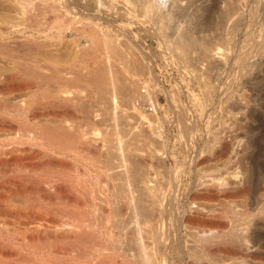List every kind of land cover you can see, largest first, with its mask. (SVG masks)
<instances>
[{
  "label": "rangeland",
  "instance_id": "374dc122",
  "mask_svg": "<svg viewBox=\"0 0 264 264\" xmlns=\"http://www.w3.org/2000/svg\"><path fill=\"white\" fill-rule=\"evenodd\" d=\"M3 1L5 0H0V24L11 23V21L18 23L19 16L17 6L14 4H9V6L5 5L8 1H6L5 4ZM35 1L36 4L34 2L32 5L33 9H31L34 11H30L31 13L29 12L30 16L28 15L26 21L28 25L26 34L28 44H26L23 49L25 55L23 69L19 63L17 54L20 53L18 50L21 49L19 38L15 35V39L12 38L13 40H10L9 37H4L3 39L5 40L0 38V78L8 74L11 78H27L34 81L38 78L36 80V84H39L37 86L38 92H41V94L44 93L42 97L44 99L47 97L45 100L48 103L41 97L40 99L42 100L40 101L39 99V101H37L40 102L39 106L37 104V107L41 112L35 105L34 107L36 109L31 107V111L35 110L34 112L37 111V113H42H39L40 116L31 111L29 115L25 113L26 116L28 115L26 117L24 113H20L23 116L19 113H13L11 115L5 112V110H0V121H4L3 119H5V122L8 123L11 120L8 125L12 127L13 124V126H15V128L13 127L14 130L19 127V124H17L18 121L19 123L21 122L20 128L25 127L23 124L26 125L28 122L30 123H28L26 127L30 125V128H32V125L39 122V120H41L40 122H43V124L45 121H48V123L50 122L54 125V123H57L55 121H59L57 118L61 121L64 117L65 119L68 118L74 125V132L77 131V133L72 132L71 136L73 137L76 134L77 137L75 136L72 138L68 135H64V138L61 136V140H63V143L73 144L71 146L77 145L76 147L80 151V154H77V156L73 155V158L72 156L68 158L62 156L61 159H58L59 161L55 160L56 164L59 165L54 168H47L49 165H46V163L42 161L43 159L35 155H33L34 157L32 155H25L26 158L23 156L25 159L24 161L28 165L30 164L33 167L32 164L37 163L34 167L36 166V171L38 170L36 168H39L41 175L47 169L50 171L51 169H54V171L58 169V172H62H59V174L66 175L65 177H61L63 179L59 182L60 186L66 187V184H68L67 186L71 185V187L74 188L76 201L70 202L68 197V199L63 198L58 206L60 207V213L57 214L58 218L61 217V219H64V216H62L64 215L62 212L64 208L73 210L76 215H80L79 217H81V214L85 211L91 212V210H94L95 213L97 212L95 226L102 233H106L102 226V224H105V217L100 212L103 207L102 205L100 206V199L101 196L106 193L107 188L105 180V156L107 157V155L106 152L104 153L105 150L103 148H105V146L103 140H105V137L109 138L120 123L119 126L123 124L125 125L124 127L128 126V128H130L129 126H133V129L137 127L135 131H139L138 128H140V131L144 132L143 135H139L137 138L138 140H135L136 142L134 145L137 142L141 144L146 143L147 145L153 142L148 146V149H155L157 156H163L168 159L170 163L167 168L156 163L157 165L155 164L156 166H154V171L157 174L156 176L159 175L166 178H171L172 176V180H175L174 184L177 181V188L185 192V194L195 189H200V180L205 179L206 175H211V177H217L216 179L222 178V180L229 182V186L227 187L229 188L232 186V188L230 187L231 189L241 187L249 189L250 192L251 190L252 192L257 190V194L254 196L255 199L249 196L242 198L243 202L245 201L244 204L248 202L247 205L248 207L251 206L252 210L256 207L257 203V205L264 203L260 197V192L264 191V0H159V4L161 5L158 10H153L155 14L153 12L144 13L143 9L139 11L142 5H135V7L130 1L116 0L111 4V8H108L109 10L103 8L100 14L101 17H103L102 20L110 24L109 26L111 28L109 27V33H106V35L114 39L116 44L114 47H116L115 49L117 50L115 52L120 57L115 58L113 57L114 55H112L110 56L111 58L108 59V55H105L107 51L103 47V44L100 43V48L97 47V51L94 50L96 55H100L97 57V60L95 59L96 61L91 59V57L87 58L89 60L84 59L83 61L82 59V53L86 48L84 46L87 44L88 36L85 35V38H81L84 48L77 46L74 35L69 31L65 33L63 38L62 36L61 38H55L58 33L57 29L54 28L57 16L54 15L55 13L47 11L45 5L42 4L41 1ZM6 7H8V9ZM228 9L230 10V15L225 16L223 13ZM6 12L10 13L11 18L4 17L7 16ZM115 12H117V14ZM7 18H9L8 22ZM185 34L188 35L189 38L192 37L188 49L187 47L184 48V46L178 45V42H175L181 35ZM5 41L7 43H3ZM175 43H177L176 45L178 46H175ZM8 44H12L13 46H9ZM125 44L127 46H125ZM125 53L130 56L128 57L129 59L140 63V66H138L142 73L138 71L140 74L135 73L129 78H123L121 70H123L124 67H126L127 70L130 69V65H128V61L125 58ZM98 58H100V61ZM110 65H112L113 68ZM97 66H104V68L107 69V73L110 77L107 75L108 78L106 77V79L108 81L110 80L112 84L115 82L116 88H113L110 83L111 87L109 85L107 86L111 89L106 87L105 91V88L101 90L100 83L95 82V84L93 82V85L92 82H85L89 81L85 79H90L88 73ZM107 67L110 68L108 69ZM110 69L112 70L110 71ZM116 71H118V73ZM115 73H117V75H115ZM114 79L115 81L112 82ZM125 80L127 84L130 83V85H132V92L130 91L132 93V95L130 93V96L132 97L125 96L120 89ZM144 83H147L149 88L151 87V90H157L155 97L159 106H154V104H152V106L148 103L150 101L144 100V105L140 108L141 111H138L132 106L136 103L134 100L139 96V92H141L142 89L141 86H143L142 84ZM98 84H100V87H97ZM114 89H116V91ZM144 89L145 87L143 86L142 90ZM55 93L59 95L57 98H55L57 96ZM51 97H54L56 102ZM15 99L17 100L18 98ZM126 99L129 103L126 102ZM37 102H35V104ZM42 103L45 109H48L52 104H56V107L53 108L54 105L52 108L50 107V111L51 109V112H53V110L56 111L58 115L54 117H58L55 119L51 114L49 115L51 112L45 110L41 105L44 112L40 108V104ZM49 103L50 105H48ZM45 105H48V108L47 106L45 107ZM152 108L154 110H152ZM123 111L126 112L124 113ZM43 113H46V116L45 114L43 115ZM120 113L125 114L123 122H121L123 119L118 118L121 116ZM34 114L38 117L36 116V118ZM118 114L120 115L117 116ZM7 115H10V117ZM2 116H4V118ZM44 116L46 118H44ZM6 117H8L7 120ZM30 117L33 119V122ZM52 117L54 118L53 120H55L54 122L51 120ZM25 118H27L28 121L27 119L24 120ZM12 121L14 122L12 123ZM41 123L38 124L40 125ZM48 123L44 124L43 127L47 125L48 127L45 126L44 129L47 127L48 129L46 128L45 130L48 132L53 131V134L55 132L52 127L53 125L51 126V124ZM109 131L112 132L110 133ZM60 132L58 134H64ZM78 136H80V138ZM128 136L127 134L126 138L123 137V139L128 141L132 138H130L132 134ZM145 138L149 139L146 140ZM138 143L136 145H138ZM224 144H229L228 155L231 159L230 163H227L228 156L220 159L216 155L217 149ZM27 145L30 146L29 144ZM36 148L40 149V146H36ZM208 154L210 157H208ZM206 158H209V160H206ZM12 159L16 162L19 161L16 156H13V158L11 157L10 159V163L12 161V163H14ZM203 160L205 161L203 162ZM49 162L54 163V159H50ZM12 163L8 168L9 171L7 176L9 175L8 178L11 179V182H16L20 179L18 175L22 174V172L23 174H27V172L26 170L16 171V164H13L14 167ZM38 164H40V167H38ZM14 168L16 169L13 171ZM10 170L13 171L15 176ZM39 171H37L38 173L35 172L36 174H34L33 171L29 172L28 175L33 174L31 175L32 178L26 181L28 184H26L27 187L25 185L26 190H32L36 182L33 180L34 178L37 179L42 177L38 175L40 174ZM50 171H48V173ZM46 172L47 171H45V173ZM45 173L44 176L47 175V173ZM87 173H94V177H91L90 174L88 175L90 178L88 176V178H86ZM95 173L97 175H95ZM164 173H166V175ZM14 177L17 180H15ZM75 181L77 183H75ZM29 183L31 184L29 185ZM3 188L1 187L0 190L6 191L8 189V187ZM15 188L16 186H11L12 191H16ZM44 195L41 197V200H44L43 202L46 203L48 200L46 198L43 199V197H47L45 193ZM94 198L96 199L93 200ZM253 200L255 203H251ZM61 207L64 208L62 209ZM241 208L243 209L242 206ZM253 212L255 213V210ZM83 215L84 214H82V217ZM254 217L249 220L248 233L257 237L259 236L261 240H264V214H258V216L255 215ZM2 234H6L4 236H7L8 232L5 230Z\"/></svg>",
  "mask_w": 264,
  "mask_h": 264
},
{
  "label": "bare ground",
  "instance_id": "6f19581e",
  "mask_svg": "<svg viewBox=\"0 0 264 264\" xmlns=\"http://www.w3.org/2000/svg\"><path fill=\"white\" fill-rule=\"evenodd\" d=\"M6 1H8V3L5 4ZM39 1H41V3L45 5V9L47 11H51L52 13H55L54 15L57 16L54 28L57 29L58 33L57 36H55V38H59V37L61 38V36L63 38L65 36V33L69 31L74 35L75 43L77 44V46L83 47L84 45L82 44L81 38L82 37L85 38V35L88 36L87 37L88 41L86 42L87 44L84 46L86 48L82 53L83 61L84 59L89 60L87 59L88 57L97 60V57H99L100 55L99 56L96 55L94 50L97 51V47L100 48L99 46L100 43L103 44V47L106 49L107 53L105 55H108L107 56L108 59L111 58L110 56L112 55H114L113 57L115 58L120 57L115 52L117 50L115 49L116 47H114L116 46L114 39L109 38V36L106 35V33H109V30L111 28L109 26L110 24L109 22L105 23V20L104 21L102 20L103 17H101L100 14V12L103 11L102 10L103 8L104 9L111 8L112 6L111 4H113L116 0H39ZM127 1L133 3L134 6L142 5L141 8L139 7L138 8L140 9L139 11H142L143 9L144 13L153 12L154 9L158 10L161 5L159 4V0H127ZM3 2L5 5L8 6L9 4H14L17 6L19 21L18 23H15L13 21L14 22L13 23L10 20L11 23L9 22L7 24H0V38L2 40H5L3 39L4 37L5 38L9 37L11 40L12 38H14V35L17 36V38H19L21 49L20 50L17 49L18 52L20 51V53L17 52L16 53L18 54V60L23 69V64L25 59L23 49L26 46V44H28V39L26 36L28 25L26 24V21L28 15L31 13L30 11H34L31 9H33L32 5L34 4V2L36 4V1L35 0H5ZM6 8L8 9V7ZM229 9L227 11L224 10L225 12L223 14L225 16L230 15ZM6 13L7 16L4 15L3 16L11 18L10 13L9 12ZM115 13L117 14V12ZM8 19L9 18H7V22ZM191 38H189L188 35L185 34V35H181L175 42H178V45L184 46V48L187 47L188 49V47L191 44L190 41ZM6 41L3 43H7ZM176 44L177 43H175V46H178ZM125 46L127 45L125 44ZM125 56H126L125 58L128 61V65H130L129 67L130 69L127 70L126 67L122 66L124 68L123 70L121 69L120 70L122 71L123 78L124 77L129 78L135 73H139V74L140 72L142 73V71H140L139 69L140 63H138V61L136 62L134 60L129 59L128 57L130 56H128L127 54ZM98 59L100 61V58ZM95 63L100 64L101 62H95ZM110 66L112 67V65ZM111 70L112 69H110V71ZM116 72L118 73V71ZM117 73H115V75H117ZM88 75L90 79H85V80H89L85 82L100 83L101 90L105 88L104 90L106 91V87H109L112 84L110 80L108 81L106 79L107 75L109 76V74L107 73V69L104 68V66L95 67V69H93L90 73H88ZM37 79L38 78H36V80ZM36 80L34 81L27 78H11L9 74L5 75L3 78H0V110L1 111L5 110V112L10 113L11 115L13 113H19V114L28 113L29 115V112L31 111V107L33 108L34 105L35 107H37V104L39 106L40 102L37 101H39V99L42 96H44V93H42L43 94L42 95L41 92H38L37 86L39 84L38 85L36 84L37 83ZM114 81L115 79L112 82ZM100 84H98L97 87ZM113 84L111 86L113 88H116L117 87L116 84H114V86ZM142 85L145 87V90H142L143 86H141L142 87L141 92H139V96L136 98V100H134L136 103L133 104L132 107L136 108L138 111H141L140 108H142V105H144L143 102L144 100L150 101L148 103H150L151 105L154 104V106L158 107L159 105L155 97L157 90H153V89L151 90L150 89L151 87L149 88V85H147V83H144ZM110 87L109 89H111ZM109 89L108 91L110 92ZM120 89L122 90V93L125 96H130V93L132 92L131 91L132 85H130V83L127 84L125 80V82L122 84ZM114 90L116 91V89ZM55 94H51V95H55ZM58 96L59 95L57 94L55 98H57ZM15 98L18 99L16 100ZM42 99L44 98L42 97ZM42 99H40V101ZM45 99H47V97ZM52 99H54V97ZM55 100L56 99H54V101ZM35 102L37 103L35 104ZM45 102L47 101L45 100ZM126 102H128V100ZM50 103L48 105H50ZM41 105L44 108L43 103L40 104V108ZM48 105H45V107L47 106L48 108ZM53 105L54 104H52V106ZM55 105L53 106V108L56 107ZM52 106L50 107L52 108ZM50 107L48 109L45 108L44 109L49 110L48 112H51L52 109L50 111ZM152 110L154 109L152 108ZM34 111L31 112L37 113V111L36 112ZM39 113L37 114L39 115ZM44 114L46 116V113H43V115ZM50 114L53 117L58 115L54 110L53 112L49 113V115ZM120 114H118L117 116H119ZM4 116L2 117L4 118ZM7 116L10 117V115ZM45 116L44 118H46ZM8 117H6V120ZM53 117L51 120H53L54 118L56 119L58 116L54 118ZM124 117L125 114L122 113L121 116H119L118 118L123 119L121 120V122H123ZM26 119L27 118H25L24 120ZM57 119L59 121H55V120L52 121V122L54 121L57 122L54 123V125L49 122L51 126L53 125L52 127L55 130L54 132L55 134L54 133L52 134L53 131L52 132L49 131L50 132L49 133L48 131L45 130L48 127L47 125H45L47 127L44 129L45 126L43 127V125L47 124L48 121L47 122L45 121V123L43 124V122L41 123L40 122L41 120L38 119L39 122L34 123L32 125V128H30L31 127L30 125L29 127H26V125H28V123L30 122H28L27 124L25 123L26 125H24L23 124L24 121L22 122V124L25 127L20 128L21 122L19 123L18 121L17 124H19V127H17L18 129L16 128L15 130H14L15 126H13V124L12 127L11 125H8V123L11 120L8 123L5 122V119H3L4 121H0L1 122L0 123V186L2 188L8 187L7 190L5 189L6 191L0 190V264H262L263 263L264 240H261L259 236L257 237L255 235H250L248 233V226H249L248 224H249V220L255 215L258 216V214H264V203H261L259 205H257L258 204L257 203L256 207L252 210L251 206L248 207L247 205L248 202L244 204L245 201L243 202L242 199L243 197L246 196H249L250 198H254V196L257 194L256 193L257 190H255V192L254 191L252 192L251 190L250 192L249 189L241 188V187L240 188L235 187L231 189L232 186H230L231 188L227 187L229 186L228 185L229 182H227L226 180H222V178L216 179L217 177L214 178L213 176L211 177V175H206V177L204 176L205 179L200 180L201 181V183H199L201 186L200 189H195L194 191L185 194V192H182L179 190V188H177L176 186L177 181L174 184L175 180L174 181L172 180V176L171 178L170 177L166 178L159 175L156 176L157 174L154 171L155 170L154 166L157 165L156 163L165 166L167 168L170 164L168 159L164 158L163 156H162L163 158L157 156L155 149H148V146L153 143L152 141H151L152 143H150L149 145H147L146 143L141 144L138 142H137L138 145H136L137 143L134 145V143L136 142L135 140L139 137V135H143L144 132H141L140 128H138L139 131H135L137 127L134 129L132 128L133 126H129L131 129L128 128V126L124 127L125 125L123 123L122 126H119L121 123L120 124L117 123L119 127L115 124L117 127L114 129V131L113 132L111 131L112 133L109 131L112 137L110 135L109 138L105 137V140H103L104 146L106 148V149L103 148L105 150L104 153L106 152L107 155V157L105 156L106 158L105 180H106L107 188H106V193H104V195H102L100 199L101 200L100 206L101 205L103 206L102 211L100 212L105 217L104 219L105 224H102V226L104 227L105 229L104 231H106V233L105 234L102 233L95 226L96 225L95 217L97 212L95 213L94 210H91V212L84 210L85 212L83 211L84 213H82L84 214L83 217L81 213H80L81 217H79L80 215L77 214L78 215L77 216L75 212H73V210L61 207L62 209L64 208L63 211L61 209V211L64 213V215H62L64 216V219H61V217H59L60 218L59 219L57 217L58 216L57 214L60 213L59 212L60 207H58L60 205V202H62L63 198H67V197L70 199V202L76 201L74 196L76 193L74 194V188H72L70 184H69L70 186H67L68 184H66V187L60 186L59 182L61 179H63L61 177L64 176V174H59L60 171L58 172L57 171L58 169L56 170L55 168V170L57 171L56 172L54 171V169L51 168L52 167L54 168L59 165L56 164L55 160L59 161L58 159H61L62 156L66 158L72 156L73 158V155L77 156V154H80L79 153L80 151L79 149H77L76 147L77 145L71 146L73 144L71 145L68 143L66 144L63 143V140H61V138L64 135H68L72 137L71 133L74 132V128H75L74 125L68 120V118L65 119L64 117V119H62L61 117L62 119L61 121L59 118ZM31 121L33 122V119ZM13 122L14 121H12V123ZM38 123H41L42 125L41 124L39 125ZM58 131L59 132L61 131L60 133H64V134L63 135L58 134L59 133ZM74 133H77V131ZM129 133L132 134V136H130ZM127 134L130 136V138L132 137L128 141L126 139H123V137L126 138ZM75 136L76 134L73 137ZM78 137L80 138V136ZM27 144H29L30 146H28ZM36 146H40V149H37ZM228 146L229 144L228 145L224 144L222 147L220 146V148L218 149L216 148L217 149L216 155L220 159L224 158L225 156L226 157L228 156L227 157L228 159L226 158L228 160L227 163H230L231 159L229 158L228 155L229 153ZM25 155L26 156L35 155L38 158L43 159L42 161H44L46 165H49L47 166V168L51 167L50 168L51 171L49 169L45 170L47 171L46 172L47 175L45 176H44L45 171L41 175L39 168H36L38 169L37 171H39L40 173L38 175H41L42 177L37 176L40 178L36 177L37 179L35 178L33 179L36 182L35 185H33L32 190L30 191L26 190L25 185L27 184L26 181H29V178L30 179L32 178L31 175L33 173L31 175L28 174L29 172L32 171L34 172L36 167V166L34 167V165H36L37 163L36 164L31 163L33 167L30 164L28 165L24 161ZM13 156H16L17 160H19L18 162H16L14 159H12L14 160V163L16 164V168H17V169L14 168L13 171L16 169V171L26 170L27 172V174L25 173L23 174L22 172V174L18 175L20 179L18 178L19 180L16 181L17 183L11 182V179L8 178L9 175L7 176L9 171L8 168L10 164L13 162L12 161L10 163L11 161L10 159L11 157L13 158ZM208 157H210L209 154ZM52 158L54 159V163H52L53 161L51 163L49 162L50 159ZM206 160H209V158H206ZM204 161L205 160H203V162ZM14 163H12V165ZM40 164H38V167H40L39 166ZM10 171L13 174V171L12 170ZM37 171L35 170V172ZM48 171L50 172L48 173ZM35 172L34 174H36ZM88 173L86 175V178H88L89 177L88 175L90 174L91 177H94L93 175L94 173L93 174L92 173L88 174ZM96 173L95 175H97ZM164 174L166 175V173ZM13 175L15 176V174ZM14 179L17 180L15 177ZM31 183H29V185ZM75 183L77 182L75 181ZM11 186H16L15 188L16 191L14 190L12 191ZM43 192L48 197V198L43 197V199L46 198L49 201V202L45 201L48 204L44 203L43 202L44 200L43 201L41 200V197L44 195ZM260 193H261L260 197L263 200L262 202H264V191ZM95 199L96 198H94L93 200ZM251 203H255L254 200ZM241 206L243 207V209L241 208ZM254 210L255 213L253 212ZM101 220L99 221L101 222ZM5 230L6 232H8L7 236H4L6 234L4 235L2 234L3 231Z\"/></svg>",
  "mask_w": 264,
  "mask_h": 264
},
{
  "label": "built area",
  "instance_id": "2783aa9c",
  "mask_svg": "<svg viewBox=\"0 0 264 264\" xmlns=\"http://www.w3.org/2000/svg\"><path fill=\"white\" fill-rule=\"evenodd\" d=\"M145 90V89H144Z\"/></svg>",
  "mask_w": 264,
  "mask_h": 264
}]
</instances>
